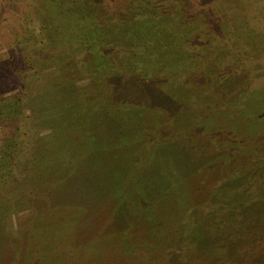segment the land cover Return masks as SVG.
Wrapping results in <instances>:
<instances>
[{"label":"rangeland","instance_id":"374dc122","mask_svg":"<svg viewBox=\"0 0 264 264\" xmlns=\"http://www.w3.org/2000/svg\"><path fill=\"white\" fill-rule=\"evenodd\" d=\"M5 1L3 10L0 6V98L15 99L19 94L21 106L15 108L10 119L0 122V264H235L236 248L230 239L234 230L229 225L234 216L230 209L236 206H226L232 194L224 195L227 190L217 187L230 170L214 165L212 159L219 153L211 144L216 146L225 140L214 134L227 136L234 132L235 137L227 136L226 140L237 144L242 136L264 128V86L254 90L252 82L247 85L240 80L250 77L247 61L241 62L240 58L232 66H223L225 75L232 71L230 75L238 79H229L218 90L211 89V94L193 98L195 102L184 96V91L176 97L171 94L172 84L160 85L181 113L188 111L180 123L173 121L177 110L168 108L170 104L164 105L169 111L162 112L161 121L166 123L154 122L158 114L150 98L137 106L138 112L129 113L127 109L118 114L121 126L115 123V127H106L107 136L104 126L110 122L101 125L104 130L98 138L104 139L102 147L93 149L86 137L87 124L75 119L68 125L70 141L61 142L62 148L61 135L52 138L49 134L63 119L57 116L53 122L46 113L54 115L57 109L58 114L63 110L66 113L62 102L66 110L76 112L82 99L74 97H85L87 105H92L93 116L100 118L109 108V101H115L110 108L118 111L127 100L122 95L126 91H118L126 86L114 87L119 78L107 74L94 79L89 70L94 63L83 69V51L78 48L77 38L65 39L63 26L59 28L71 18L65 13L77 8L79 16L82 6L88 5L91 13L88 22L83 23L90 28L80 34L89 36V30H101L98 37L102 41L94 40L95 46L89 42L92 50L99 46V53L116 42L128 46L130 34L145 31L150 25H124L127 16L123 0ZM146 1L136 2L140 5ZM153 1L163 4L166 0ZM167 1L180 2L177 7L186 10L190 2L204 4L210 0ZM230 1L220 0L233 7ZM31 4L38 8H31ZM48 5L55 8L46 11ZM43 14L51 16L49 21ZM25 18L32 23L31 28ZM175 19L171 20L174 24ZM182 21L195 26L207 39L221 33L216 21L207 20L214 21L209 28L202 15ZM249 23L264 29L261 20ZM190 32L187 30V34ZM137 40L141 41L138 37L133 41ZM205 46L212 45L207 41ZM257 46L264 51V42ZM217 55L227 59L230 52L216 49L207 64L214 65ZM110 58L107 56L104 62H110ZM75 63L80 65V74L72 71ZM213 65L209 67L211 73L218 71ZM234 65L241 66L240 70L235 71ZM110 79L114 84L108 91ZM69 81L71 86L84 89H67L64 85ZM128 81V86L136 84L134 79ZM194 115L202 116L205 128L203 123H196ZM82 117L86 116H77L79 120ZM145 118L149 124H145ZM93 120L87 122L97 125ZM35 145L43 148L33 156L30 151ZM246 146L238 156L249 151ZM61 148L68 158L58 156ZM88 151L93 155L80 162ZM216 158L220 159L219 155ZM259 187L264 194V185ZM229 191L238 194L235 189ZM261 261L264 264V259Z\"/></svg>","mask_w":264,"mask_h":264},{"label":"trees","instance_id":"16d2710c","mask_svg":"<svg viewBox=\"0 0 264 264\" xmlns=\"http://www.w3.org/2000/svg\"><path fill=\"white\" fill-rule=\"evenodd\" d=\"M2 1L4 0H0L1 9L3 7ZM79 1L80 0H77L76 2ZM126 1L123 0L122 2L125 6L123 7L125 11L124 13H126L127 16L124 25H130L131 23H148V25H150L145 31L140 30L139 32L138 30V34L135 31L133 34L129 33L131 42H129L128 46H125L120 42H116L115 46L110 45L109 49L105 48L107 45H101L105 46L104 48L102 47L104 49L102 50V53H99V46H96L92 50L91 45L94 44L93 41H99L101 39L98 36H101L102 31H96L94 30L96 28H93L89 30L91 32H89V36L87 34H80L81 31L86 32L87 29L90 28L88 23H83L88 22V13H91L87 4L82 6L83 10L80 12L79 16V10H77V8H70V10L65 13L66 18L68 16L71 18L68 19L69 21H64L63 24L70 25V29L76 27L74 28V32L69 33L70 29H67V27L70 26L68 25H59V28L63 26L62 32L64 33L63 37H65V39L66 37L68 38L71 36L77 38L78 44L76 42L75 44H77L78 48H81L83 51L80 53L83 69H87L84 67L87 66V64L94 63L91 65V69H89L92 70L91 74L93 75L92 77L94 79L106 77L107 74H111L114 75L113 77L119 78L118 81L121 82L115 80L116 82L114 81V83L116 84H114L111 79L108 80L106 89L111 91L112 84L115 85L114 87H116V85L120 86L123 84L126 87L118 91H126V93L122 95L125 97V99H127L123 102L124 106L119 108L118 111L110 108L115 105V101H109L107 104L109 108L107 107V111L103 112L104 116L100 118L93 116V113L91 112L92 105H87L88 100H86L85 97H74L76 99H82V102L79 101L80 105L78 106V109H76V112L66 110L67 106L64 102H62V106L66 113H64L63 110V114H58L60 109H57V111L54 112L55 116L53 113H46L45 115L47 116V119H49L50 116L51 119H53V122L56 121L57 116L63 119L56 125V127H54V129L51 131V134H49V137L51 136L52 138L61 135L59 137L60 147L63 148L61 142L64 141L63 143L67 144V142L70 141L68 125L71 124V122H74L75 119L87 124V128L85 129L86 137L88 136V141L93 149L94 147L97 148L98 146L102 147L105 144L103 143L104 139L102 141L98 137H100L99 133H102V130H104L102 127L104 126L103 124L107 123L108 121L110 122V124L104 126L105 134L107 136L108 128L106 131V127H115V123H117L118 127L121 126V120L120 118H117L118 114L126 111L127 109L129 110L127 111L129 113H136L138 112L137 106L143 105L145 100H151L150 98H152L150 102L154 105L156 113L158 114V119L155 118L156 120L154 122L166 123L165 121H161L162 112H165L164 109H167V106L164 105L170 104L171 106H168V108L177 110L175 111L176 113L172 115L174 117L173 121H178L180 123L183 115L186 118L188 111L181 113L180 109L174 105L175 101L171 99L169 94L159 86L162 84H172L169 86V91L171 94L175 95L176 97L177 94L179 95V93L184 91V96H189L191 102H195L197 100L195 99L194 101L193 98L196 97L199 99L200 96L203 97L202 94H211V89L218 90V88L223 85V82H227L229 79H232V81L237 80V77L233 78V76L230 75L232 71L228 73L229 75H225L222 72V68L223 66L227 65L232 66L233 63L236 64V61L240 58L241 62L247 61L245 64L247 67L246 72L250 74V77L241 78L240 80H244L247 85L249 82H252L254 90H259V87L264 86L263 82H261V84L259 83L262 78L264 80V51L260 50L261 46H257L259 42H264V29L258 28L249 23L251 21L253 22L254 20L257 21V19L261 20V22H264V5L261 4V1L263 0H232L230 2L232 3L233 7L225 5V3L220 2V0H210L204 3L205 5L198 4V2L193 1L192 3L190 2V4L186 7V10L181 8L179 9L177 7L180 2L172 3L167 0L164 1L163 4H158L153 0H147L140 5L137 4V0H130L128 3ZM5 3H8V0H6ZM125 3H127V6ZM30 6L34 9L38 8L35 4H31ZM203 6H206L208 10H206ZM45 8L46 11H51L55 7L53 5H48ZM197 14L204 17V21L206 20V24L209 28H211L210 24L213 26L214 21H216L215 26H218L221 33H219L216 37L207 39L208 37L205 38L206 36L198 32L195 26H191L189 24L187 25L186 22L182 21L184 19H189L191 21L193 18L198 16ZM43 16L47 21H49L51 18L49 15L45 17L43 14ZM250 16L254 17L253 20H251L252 18H250ZM174 18H176L174 21L175 24L171 21ZM78 19H80V22ZM249 19L251 21H249ZM207 20L214 21L211 22ZM25 22L30 26V28L32 27V23L29 21L27 22V20ZM178 22L180 26H178ZM226 23L228 27H224ZM124 27L121 28V31L124 29ZM190 28H193V30ZM187 30H191V32L187 34ZM122 32L125 33V31ZM93 36L97 38H92ZM137 37L141 41H133L135 38L137 39ZM206 40L212 45L211 48L205 46L207 42ZM89 42H91V45ZM95 45L96 44H94V46ZM223 46L226 51L229 50L230 52L228 58H221L219 55H217V58L213 62L214 65L207 64L211 53L216 51V49L222 53L224 50ZM106 54H108L107 56L111 57L110 60L108 59L110 62H104V59H107ZM248 55H250V57L245 58ZM234 56L236 58H233ZM212 65L218 70L217 72H210L209 67ZM79 66V64L75 63V69H72V71L76 73L78 71L80 74L81 70ZM234 66H236L235 71L240 70L241 66ZM158 75L160 76L158 77ZM128 79H134L136 84H134V86L131 84V86H128L130 83ZM125 82H128V84ZM71 85L72 84L69 81V84L64 85V87H67V89L71 88V90L76 89V91L84 89L82 86L78 87L75 84L73 86ZM153 100H156L157 104ZM20 106L21 104L19 101V94L15 97V99L12 97H1L0 122L2 123V121L10 119L11 113L15 111V108L17 109ZM128 106H133L134 109ZM187 107L189 108V106ZM167 110L169 111V109ZM113 113H116V115H112ZM79 114H83L86 117H82V119L79 120L77 118ZM160 114L161 116L159 117ZM196 115H194L196 123H203V128H205L202 116L198 115V117H196ZM87 120L96 121L97 123L95 124L97 125L92 124V121L91 123L90 121L87 122ZM145 120V124H149L147 123V118H145ZM252 132L253 134H249V136H242L243 138L241 137L242 139H240V142L237 144L230 141L227 142L226 140L227 136L230 139L235 137L233 135L234 132L228 134L227 136L224 135V133H220V135L214 134L225 140L217 142L218 144L216 146L211 144V147H213V149L219 153L217 156L219 155L220 158L217 160L216 156L214 159H212L214 165L217 164V168H221L223 165L226 166V168L229 167L230 170V173L228 172L229 174L218 181L217 187L218 189L221 188L223 190H227L225 191V194L223 193L224 195L232 194L228 197L226 202L224 201L225 204H227L226 206H236L230 209L233 211L232 213H234V216L229 225L234 230V235L230 239L236 248V250H234L236 253L233 255L235 264H261V260L264 259V194L258 189L259 185H264V128H260L259 130ZM217 136L215 137L216 141L218 138ZM211 137H213V135H211ZM245 144L248 145L246 147L249 149V151H247L246 154H241L238 156L239 154L237 153L244 149ZM217 146L219 150L217 149ZM42 148L43 146L35 145V147L33 146L31 148L30 152L34 156V154L39 153ZM62 148V151H60L58 156L61 155L68 158L69 156L67 152H65V150ZM90 153L93 155L94 150L93 153L92 151H88L80 162L87 161L89 159L88 157L90 156ZM248 153H250V156ZM247 156L249 158H247ZM68 161L70 163V159H68ZM30 173L28 172V175H31ZM19 186L20 185H18V187ZM223 187H226V189ZM244 187L247 189V191L241 192V189ZM229 189H235L238 194H234L236 192L230 193ZM8 201L12 202L9 199ZM225 204H222L221 206H225ZM252 206L257 207L255 209H251ZM237 208L239 209V212L236 213Z\"/></svg>","mask_w":264,"mask_h":264}]
</instances>
